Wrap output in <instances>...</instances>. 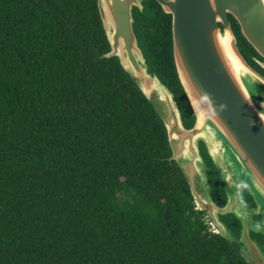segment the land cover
I'll list each match as a JSON object with an SVG mask.
<instances>
[{
    "label": "trees",
    "instance_id": "trees-1",
    "mask_svg": "<svg viewBox=\"0 0 264 264\" xmlns=\"http://www.w3.org/2000/svg\"><path fill=\"white\" fill-rule=\"evenodd\" d=\"M144 8L139 42L191 127L171 17ZM108 51L97 0H0V264H247L196 210L162 121Z\"/></svg>",
    "mask_w": 264,
    "mask_h": 264
},
{
    "label": "water",
    "instance_id": "water-1",
    "mask_svg": "<svg viewBox=\"0 0 264 264\" xmlns=\"http://www.w3.org/2000/svg\"><path fill=\"white\" fill-rule=\"evenodd\" d=\"M149 1L172 19L173 63L191 127L135 34V12ZM97 9L109 44L100 58L119 61L162 121L170 161L196 210L247 264H264V77L244 58L229 20L258 56L248 59L264 70V0H97Z\"/></svg>",
    "mask_w": 264,
    "mask_h": 264
},
{
    "label": "flooded vegetation",
    "instance_id": "flooded-vegetation-1",
    "mask_svg": "<svg viewBox=\"0 0 264 264\" xmlns=\"http://www.w3.org/2000/svg\"><path fill=\"white\" fill-rule=\"evenodd\" d=\"M160 8V7H159ZM161 10V8H160ZM138 11V10H137ZM162 11V10H161ZM141 15V18L139 20V23H136L135 22V25H134V31H135V34L138 38V36L143 37L141 35V29L144 30V25L147 26V28H149V30H151V27H150V19L152 17H154V14H153V10L152 11H145V8H143L142 11H138ZM171 25H172V19H171ZM171 32H172V29H171ZM244 48V47H243ZM244 58H246V60L248 61V63L250 64V66L252 68H254L259 74H261L263 77H264V70L262 68H260L258 65L252 63L249 59H248V56L249 55H252L253 57L255 58H258V56L256 55H253L251 52L247 51L245 48H244V51L242 52ZM262 61V60H261Z\"/></svg>",
    "mask_w": 264,
    "mask_h": 264
}]
</instances>
